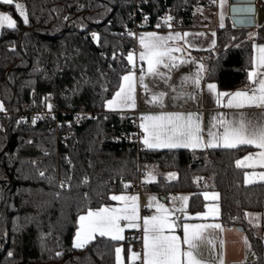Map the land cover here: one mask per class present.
I'll return each instance as SVG.
<instances>
[{"label":"trees","instance_id":"16d2710c","mask_svg":"<svg viewBox=\"0 0 264 264\" xmlns=\"http://www.w3.org/2000/svg\"><path fill=\"white\" fill-rule=\"evenodd\" d=\"M19 1L27 23L14 2L0 1L16 24L0 29V100L16 112L0 119V264H116L119 241L111 237L96 235L74 247L78 216L109 202L112 191L130 189L129 181L150 166L157 171L148 187L161 194L191 192L188 210L203 208L201 191H218L220 221L244 226L256 253V262L234 264H258L262 242L246 225L245 212H260L264 229V182L245 183L237 166L249 147L147 148L124 137L136 129L133 116L104 108L135 48L128 31L133 9L148 10V28H166L164 12L175 27H192L195 9L212 0ZM246 31L229 23L217 28L205 77L219 89L246 81L252 55ZM229 37L233 42L226 44ZM49 103L58 112V128L53 116L33 124L19 120ZM78 110L92 114L80 118Z\"/></svg>","mask_w":264,"mask_h":264},{"label":"crops","instance_id":"0c3cea01","mask_svg":"<svg viewBox=\"0 0 264 264\" xmlns=\"http://www.w3.org/2000/svg\"><path fill=\"white\" fill-rule=\"evenodd\" d=\"M2 1V0H0ZM14 1V0H13ZM15 4L20 1H14ZM229 0H212L207 6L201 5L195 9V19L196 26L192 27H174V28H143L141 29L135 38V48L130 50L127 53L133 54L134 64L128 61L129 68L122 74L118 88L115 90L113 95L105 101L104 108L106 111L113 112H124L128 110L131 112V115L136 119L139 130L142 133L141 143H143L146 133L140 127L141 123H150L149 121L143 120L142 117L146 116H158L162 114H183L187 116L188 114H195L199 117V123L202 129L201 136L203 141L206 143L209 139L208 129L211 127L215 121L213 117H216L217 120L220 116H223L226 120H233L239 117L241 113L244 116L256 122L261 118H264V108L258 107H246L243 109L228 108L223 106H218L216 103V93L209 92L207 85L216 84L215 81L207 79L205 77L206 71L203 73V79L201 80L200 87L196 88L191 82L182 83V78L189 76L192 73H195L199 64H203L206 69V58L208 52L215 51L217 47V28L223 27L226 24L235 26L229 16ZM255 10H254V23L251 26H241L247 29V37L252 38V55L251 63L247 71V78L243 85L233 89H219L217 87V92H235L240 89H245L249 86L250 82L248 80V72L253 69V58L259 56V53L256 51V48L264 46V0H254ZM25 11V9H24ZM0 12H4L0 10ZM7 12V11H6ZM19 13V11H18ZM20 15V13H19ZM21 16V15H20ZM23 19L24 17L21 16ZM14 20L13 17H11ZM238 27V26H235ZM1 29V28H0ZM149 33H154L156 36L168 37L169 35L175 36L179 33L183 37L179 40H170L168 41V46L172 48L182 49V51H176L173 53L177 57V62L180 59L194 60L195 63H186L180 64L179 67L173 68L170 72L169 69L160 66V71L166 73L171 78L162 79L156 76L145 75L144 85H147V91L139 82V76L141 75V68L147 69V62L140 61L139 55L143 48L140 44L139 38L141 35H146ZM188 33L186 37L183 34ZM238 41V38L236 39ZM233 42L229 37L226 44ZM130 72L135 73L136 83L134 90V107L122 106V105H113L111 108L108 106L109 101H112L115 98V94L120 90V86L123 84L127 89L126 83L123 81V76L128 75ZM258 85H252V87H257ZM161 93H164L163 96H160ZM156 97V100H153V97ZM226 103L227 97L222 98ZM151 101V102H150ZM131 103V102H129ZM4 104L0 100V106ZM216 132H222V127L217 124V127L213 129ZM241 156L237 158V161H242V167L244 169L243 179L244 182L249 184L248 180L251 179L252 182H264L259 179V173L264 172V167L260 166V161L256 154L260 149L255 146H248ZM167 147H153L151 149H162ZM185 148V147H177ZM205 146L189 149H203ZM251 156V159L245 160V157ZM255 173V176L251 174ZM169 178H175L176 172L169 171L167 172ZM147 182L155 180V176L150 179H144ZM189 191H179V192H168L166 194H161L156 190L148 189L137 191L136 189L130 188L128 190H114L110 193V201L97 207L91 208L87 211L81 213L78 216V226L74 232L72 243L74 245L76 239V233L79 230V217L86 215L89 210L96 211L101 208H124L125 205L129 206V212H131V205L133 201L125 200H113L112 196H126V197H137L135 203L136 206V215L138 217L134 223L137 227H127L129 221L121 219L119 221L120 226L124 229L121 233L123 239L118 240L119 244L115 247V263L118 264L116 257V249L120 248L122 251L120 253L119 264H143V253H144V226L143 219L150 218L153 215H157L158 206L162 205L167 209L180 208L183 206L184 211L174 212L172 218L177 220L179 225L185 223L190 226L203 225V224H220L221 228H209L202 233V239L194 241L198 245L197 255L198 258L204 262V264H220V261H223V264H234V263H244L247 259H251L256 262V253L253 250L251 241L247 235L246 229L244 226L239 228L238 225H225L220 221V205L219 192L216 190H203L200 192L202 199L204 200V206L202 209L191 211L188 210V200L190 196ZM205 194L209 197L205 199ZM213 196H216V199H212ZM187 197V201L183 202L179 198ZM148 207L151 209L150 214L142 212V207ZM215 210V211H212ZM251 214V215H246ZM187 217V219H185ZM245 222L246 225L251 226L256 233L261 238L262 242V254L261 259L258 264H264V229L261 228V214L258 211L247 210L245 212ZM135 231L140 232L139 241H134L131 239V235ZM192 228L190 227V232ZM166 234H168L166 232ZM176 236L181 238L182 248H186V245H183V229L182 227H176L174 233ZM98 235V234H97ZM110 237V236H108ZM125 241V243L123 242ZM211 241V243H209ZM132 253L140 254V258L135 261L132 260Z\"/></svg>","mask_w":264,"mask_h":264},{"label":"snow or ice","instance_id":"6c2138e0","mask_svg":"<svg viewBox=\"0 0 264 264\" xmlns=\"http://www.w3.org/2000/svg\"><path fill=\"white\" fill-rule=\"evenodd\" d=\"M4 4L11 5L13 0H2ZM15 8L19 11L20 15L24 17V22L27 23V16L22 4H15ZM252 9H248L251 11ZM171 20V17H168ZM15 28V21L12 20L10 15H0V28L3 27ZM189 35L183 34L184 37ZM95 38V34H94ZM183 37L177 33L175 36L169 35L168 37L156 36L154 33L141 35L139 38L140 44L143 48L139 55L140 61L147 62V69L141 68V75L139 76L140 84L147 91V85H144L145 75L156 76L162 79H170L171 77L164 72L160 71V66L169 69V72L173 68H177L180 64L195 63L194 60L180 59L177 62V57L173 55L176 51H182V49L172 48L168 46V41L179 40ZM259 53L258 58H253V69L248 72L249 86L245 89H240L235 92H217V86L215 84H208L207 88L209 92L216 93V103L218 106L243 109L246 107H258L264 108V46L256 48ZM130 63L134 64L133 54L129 53L127 57ZM206 71L203 64H199L195 73L182 78V83L191 82L196 88L200 87L201 80L204 78L203 73ZM123 81L127 85V89L122 84L120 90L116 92L115 98L109 101L108 106L111 108L113 105H122L134 107V90L136 77L134 72H130L128 75L123 76ZM252 85H258L252 87ZM161 93L160 96H163ZM223 97H227L226 103L223 101ZM157 98L154 96L153 100ZM131 102V103H129ZM151 102V101H150ZM51 109V105L48 106ZM2 109V106H0ZM143 120L150 123H141L140 127L146 133L143 143L150 148L153 147H167V148H197L201 146L205 147H222L225 149H235L241 145L255 146L260 149L256 154L260 161V166L264 167V118L253 122L247 119L243 113L238 118L231 121L224 119L223 116L217 120L213 117V123L208 129V141L205 143L201 136V126L199 123V117L195 114H162L158 116H146L142 117ZM219 124L222 127V132L213 131ZM251 156L245 157V160L251 159ZM242 161H237V166L242 165ZM43 175V173H41ZM255 176L256 174H251ZM259 179L264 181V172L259 173ZM252 182L251 179L248 180ZM63 186V185H62ZM127 187V185H125ZM209 197L205 194V199ZM113 200H125L133 201L131 205V212H129V206L125 205L124 208H101L96 211L89 210L86 215L79 217V230L76 233V239L74 247L82 248L89 243L95 236H110L112 240H121L123 236L121 233L124 229L120 226L119 221L121 219L128 220L127 227H137L134 223L138 219L136 215L135 201L137 197L126 196H112ZM181 201L186 202L187 197H180ZM212 199H216L213 196ZM176 211H184L183 206L180 208L167 209L162 205L157 208V215H153L150 218L143 219L144 226V253L143 264H204L198 258L197 251L198 245L194 242L198 239H202L203 231L209 228H221L220 224H203L190 226L185 223L179 225L177 220L179 217L173 219L172 216ZM215 211V210H212ZM251 215V214H246ZM187 219V217H185ZM176 227H182L183 229V245L181 246V238L176 236L174 230ZM190 227L192 231L190 232ZM166 232L168 234H166ZM211 243V241H209ZM121 249H116V257L119 264ZM140 258V254L132 253V260ZM223 264V261H220Z\"/></svg>","mask_w":264,"mask_h":264},{"label":"built area","instance_id":"2783aa9c","mask_svg":"<svg viewBox=\"0 0 264 264\" xmlns=\"http://www.w3.org/2000/svg\"><path fill=\"white\" fill-rule=\"evenodd\" d=\"M168 17H170L166 12L162 13L160 16V19L162 21V24L166 27V28H174V23L171 20H168ZM131 18H132V23L130 24L128 31L130 33L133 34V36L136 38L137 33L143 29V28H148V18H149V12L146 8L144 7H140V8H136L133 9V12L131 14ZM93 32H91V36H92ZM49 105H52L51 103H49L46 107H41V108H33L30 109L24 113H22L19 117V120H23V121H27L29 124H33L35 123L37 120L40 119H44L50 116H53L55 121V127L58 128L59 126V122L57 121V114L58 112L54 109H49ZM16 113L15 111L10 110L6 105L2 106V109H0V119L6 115H11ZM76 114H78V116L80 118H86L89 117L92 113L90 110H78L76 111ZM123 114L125 116H132L131 112L128 110H125L123 112ZM135 124H136V129L134 131L133 134H125L124 137L128 140H135L137 142L140 141L142 133L138 128L137 125V121L134 118ZM52 127V126H51ZM49 127V129L51 128ZM64 138L67 137V134H63L62 135ZM38 161H40V159H38ZM145 175V172H140L138 174V177L136 179H132L129 181V185L131 188L136 189L137 191H141V190H146L148 189V182L146 180H143ZM142 212L146 213V214H150L151 213V209H149L148 207L144 206L142 207ZM122 222V220H121ZM131 239L134 241H139L140 239V232L135 231V233H133V235H131ZM251 259H247L245 261V263L250 262Z\"/></svg>","mask_w":264,"mask_h":264},{"label":"water","instance_id":"95a60500","mask_svg":"<svg viewBox=\"0 0 264 264\" xmlns=\"http://www.w3.org/2000/svg\"><path fill=\"white\" fill-rule=\"evenodd\" d=\"M229 16L231 22L238 27L251 26L254 23V0H229ZM252 9L248 11V9ZM242 228L241 225H238Z\"/></svg>","mask_w":264,"mask_h":264},{"label":"rangeland","instance_id":"374dc122","mask_svg":"<svg viewBox=\"0 0 264 264\" xmlns=\"http://www.w3.org/2000/svg\"><path fill=\"white\" fill-rule=\"evenodd\" d=\"M14 1H16V0H14ZM13 1V2H14ZM17 1H19V0H17ZM20 4H22L23 5V3L20 1ZM0 15H10L8 12H6V11H4V12H0ZM11 16V15H10ZM12 17V16H11ZM94 34H95V38H94ZM92 37H93V39L96 41L97 39H98V35H97V33H93L92 34ZM134 39H135V37H134ZM156 171H157V168L155 167V166H150V167H148V171L145 173V175H144V179H150V178H153L154 176H155V174H156Z\"/></svg>","mask_w":264,"mask_h":264}]
</instances>
